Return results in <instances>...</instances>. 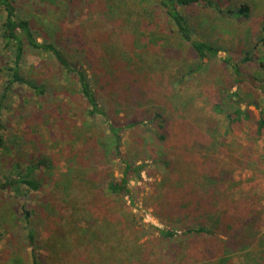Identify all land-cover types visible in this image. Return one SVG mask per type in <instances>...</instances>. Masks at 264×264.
I'll use <instances>...</instances> for the list:
<instances>
[{
	"label": "trees",
	"instance_id": "1",
	"mask_svg": "<svg viewBox=\"0 0 264 264\" xmlns=\"http://www.w3.org/2000/svg\"><path fill=\"white\" fill-rule=\"evenodd\" d=\"M34 1L32 2L35 4L38 2L50 6L59 0ZM124 1L128 6L121 11L123 14L118 20L121 33H124L122 29L130 31L126 34L129 37L131 34L133 38H130L134 41L148 38L146 45L152 42L147 46L149 50L157 45L158 40L154 41L153 37L161 33H168L164 37H168L172 42L185 43L193 56L187 74L200 73L208 69L210 59L217 56L222 48L198 38L195 33L196 27L192 26L181 8H190L196 4L208 7L219 15L225 13L226 16L228 13L235 19L246 20L250 17L249 4L244 1L234 9H227V12L222 10L220 0ZM0 8L3 11L0 38L4 41V48L13 56L12 65L6 66L9 78L5 80L1 90L0 111L7 91L15 83L26 84L36 96L49 92L47 82L24 77L20 72V63L24 59L25 51L29 50L36 54L52 56L62 77L74 80L75 89L86 103L84 110L86 118L103 119L104 123L102 128L97 126L88 131L83 140H78L79 144L76 146L78 149H74L77 157L86 155V158L92 161L95 167L93 170L97 169L98 165H102L103 168L93 175L85 169L84 160H74L76 164L69 162L65 175L52 177L53 184L57 186L49 190L52 202H43L42 199L33 206L21 207L19 218L23 223L24 243L30 250L28 264H73L74 259H80V264H113L117 260L114 250L117 244L123 243L136 249L143 237L149 239L159 237L170 241L177 233H182L180 235L218 238L215 237L216 231L233 228L232 222L238 228L245 225L252 227L250 221L252 207L247 205L243 210V207L240 208L243 204L241 203L239 206L241 211L236 216L228 214L229 208L236 200L226 197L223 185L226 180L225 174L229 173L227 166L232 163L244 165L250 155L240 152L230 157V162H227L229 158L226 157L223 160L224 166L218 165L221 158L220 151H216L225 142L217 137L216 124L211 121V115L203 113L189 101L191 95L185 97L178 108L166 107L163 104L146 108L143 103L148 92L142 85L148 71L134 61V58H137L136 54L140 55L141 52H133V47L129 49V54L119 51V48H108L110 45L107 42L113 31L94 29L93 25L98 22L90 21V24H86L85 20L82 23L85 37H89L88 31L93 30V36L101 43L102 60L97 52L95 65L96 69L104 67L105 72L97 74L92 69L89 71V68L93 67V62L86 58V54L91 52L90 49L80 54L81 59L76 61L59 40L56 41L50 34L37 30L30 15H22L21 5L16 4V0H0ZM242 37L236 36L239 47L242 49L243 46L244 49L239 60L231 62V55L222 59L231 67L234 74L233 76L231 74L230 87L221 88L219 99L211 106L216 115L224 116L226 122L224 132L227 135L232 126L241 125L243 121L253 120L258 132L264 129L263 115L258 119L251 117L252 111L248 106L256 105L255 102L245 101L239 94L245 81L242 77L248 75L247 70L241 75L240 63H254L258 70H264V53L260 55L257 53L259 44L264 45V26L260 27L254 43L252 40L247 42ZM147 54L148 52L143 54L144 58L148 57ZM130 61L135 63L134 67L127 68ZM178 62L180 61L174 62L172 68ZM156 64H150V67ZM180 66L178 64V67ZM183 78L184 74L179 75L177 79L175 75L172 76L171 94L178 91L172 98V103L180 101L177 84H180ZM256 80L259 84L264 83L262 78L257 77ZM261 88L264 91V87ZM116 90L120 92L117 93ZM104 94L113 97L115 95L116 102L127 104L121 109L122 115L113 111L116 105L108 104ZM242 103L245 104L244 108L241 106ZM135 104L142 106V109L138 110L137 107L135 109L133 106ZM174 112L177 113L179 121L174 119ZM127 131L133 133L136 146L134 148L129 146L127 151L122 152L123 133ZM172 139L179 152L170 150L167 152V149L162 152L161 147H165ZM229 144L237 148L242 147L241 143L234 140H230ZM199 146L201 147L197 149ZM193 154L197 157L194 158ZM147 156H154L152 162L159 166L158 169L161 168L159 171L156 170L158 172H149L162 186L161 190L155 191L152 210L166 227L143 222L128 207L127 200L133 202L135 194L131 181L142 179L141 171L146 165ZM114 160L117 161L108 166V162L112 163ZM114 165L119 169L118 176L112 171ZM14 172V175L4 176L5 180L0 184V188L10 187L14 195L24 194L21 190L24 185L28 187V192L41 191L43 184L36 178L32 164H28L25 171ZM37 228H41V232L45 233L43 251L38 250L40 245ZM235 229L231 233H236ZM222 233L227 235L226 231ZM219 240L222 241V238ZM237 243L238 247L240 244ZM202 246L205 247V244ZM235 250L233 246H222L217 257H225ZM240 255L244 258L251 255V252H243ZM256 260L260 261L259 264H264V251L258 254Z\"/></svg>",
	"mask_w": 264,
	"mask_h": 264
},
{
	"label": "rangeland",
	"instance_id": "2",
	"mask_svg": "<svg viewBox=\"0 0 264 264\" xmlns=\"http://www.w3.org/2000/svg\"><path fill=\"white\" fill-rule=\"evenodd\" d=\"M32 1L16 0V4L21 5L22 15H30L37 30L50 34L56 41L59 40L63 48L73 55L72 59L80 60V54L90 49L91 52L86 54V58L93 62V67L89 68V71L92 69L97 74H101L105 72V68L99 65L102 68L96 69L97 52L101 60L103 55L101 43L93 36V30L88 31L89 37H85L82 32L84 26L82 23L85 20H87L86 24H90V21L98 22L93 25L94 29L113 31L107 42L110 45L108 48H119V51L129 54V49L133 47V52H141L140 55L136 54L137 58H134V61L148 71L145 83L142 85V88H146L145 91L148 92L146 101L143 103L146 108L162 104L166 107L178 108L184 98L191 95L188 98L189 101L203 113L211 115V121L216 124L217 137L225 142L216 151H220L219 166H224L223 160L226 157L229 158L227 162H230V157H234L237 153L250 155L244 165L232 163L227 166L229 173L225 174L226 180L223 185L226 197L236 200L229 208L228 214L236 216L241 211L240 208L243 207L244 210L247 205L252 207L250 217L252 227L245 225L238 228L232 222L233 228L216 231L215 237L218 238L180 235L182 233H177L170 241L159 237L150 239L143 237L136 249L127 247L123 243L117 244L114 247L117 260L113 264H259L260 261L256 258L264 251V129L258 132L253 120L243 121L241 125L232 126L227 135L224 132L226 128L224 116L216 115L211 110V106L219 99L218 94L221 88L230 87V81L234 75L231 67L222 59L231 55V62L235 59L239 60L244 50L243 46H241L242 49L239 47L236 36L241 35L247 42L252 40L251 42L254 43L260 27L264 26V0H220L222 10L226 12L227 9H234L241 1L248 2L250 17L246 20L235 19L228 13L226 16H224L225 13L219 15L208 7L196 4L190 8H181L193 24L192 26L196 27L195 33L198 38L222 48L217 56L210 59L208 69L192 74H187L189 62L193 58L189 52L191 50L185 43L179 44L176 41L172 42L168 37L165 38L164 35L168 33L153 37L154 41H158L152 50L147 47L152 42L146 45L148 38L134 41L130 38L131 34L130 37L126 34L130 31L122 29L124 33H121L118 20L123 14L121 11L128 6L124 0H59L50 6L38 2L35 4ZM2 18L3 11L0 8V21ZM102 21L104 23H101ZM136 35L135 30L134 37ZM127 37L129 39H126ZM104 42L105 38H103ZM146 52L148 57L144 58L143 54ZM257 53L259 55L264 53L263 44H259ZM176 61L180 62L172 68ZM12 62L13 56L4 48V41L0 38V94L5 80L9 78L6 74V66L12 65ZM154 63H157L156 66L150 67V64ZM129 64L127 68L134 67L135 63L130 61ZM178 64L181 66L178 67ZM254 65V63L239 64L241 75L244 70L248 72L247 76L242 77L245 81L239 94L245 101L255 102L256 105H249L248 108L252 111L251 117L258 119L260 115L264 116V91L261 88L264 87V83L259 84L256 78L264 80V70L259 69V71ZM20 72L24 77L47 82L49 92L36 96L26 84L19 83H15L7 91V97L0 111V135L2 136L0 184L4 182V176L14 175L16 170L25 171L28 164H32L36 178L43 187L41 191L35 193L32 190L28 192V187L24 185L21 187L24 194L20 195H14L10 187L0 188V264H28L30 250L24 243L23 223L19 218L21 207L33 206L42 199L43 202H52L53 198L49 190L56 186L53 184L52 177L65 175L69 162L76 164L74 160H84L85 169L93 175L103 168L102 165H98V168L93 170L95 167L92 161L87 159L86 155L81 156L84 159L77 157L74 151L75 148L78 149L76 147L79 144L78 140H83V136L85 137L88 131L97 126L102 128L104 125L103 119L88 120L86 118L84 113L86 103L75 89L74 80L62 77L52 56L44 53L36 54L29 50L25 51L24 59L20 63ZM181 74H184V78L180 84H177L180 90V101L172 103V98L178 91L171 94L170 81L172 76L175 75L177 79ZM118 91L116 90L117 93ZM104 97L108 104L116 105L113 108L114 112L123 114L121 109L127 104L116 102L115 95L113 97L104 94ZM133 106L135 109L136 107L138 110L142 109L139 104ZM241 106L244 108L245 104L242 103ZM129 110L133 109L129 108ZM176 116L177 113L174 112V119L179 121V117ZM123 135L124 144L121 150L125 152L129 146L134 148L136 144L133 133L127 131ZM230 140L238 141L242 147L237 148L229 144ZM174 144L172 139L165 147H161L162 152L166 149L167 152L169 150L179 152V148L176 150ZM158 151L160 152L159 149ZM193 155L194 158L197 157ZM153 158L154 156L145 158L146 165L141 171L142 179L131 181L135 194L133 202L129 199L127 202L129 209L135 212L143 222L166 227L152 210L156 197L155 191L162 189L153 174H149V172L161 170L156 163L152 162ZM116 161L108 162V166ZM112 171L114 175H119V169L115 165L112 166ZM156 201H158L157 198ZM241 203L243 204L239 208ZM171 228L179 229L175 226ZM234 229L236 233H231ZM36 230L40 245L38 250L43 251L45 233L41 232V228ZM224 231L227 235L222 233ZM219 238H222V241ZM237 242L240 244L238 247ZM203 243L205 247L202 246ZM227 245L235 247L236 250L225 257H217L221 247ZM247 251H250L251 255L243 258L240 254ZM73 264H80V259H74Z\"/></svg>",
	"mask_w": 264,
	"mask_h": 264
},
{
	"label": "built area",
	"instance_id": "3",
	"mask_svg": "<svg viewBox=\"0 0 264 264\" xmlns=\"http://www.w3.org/2000/svg\"><path fill=\"white\" fill-rule=\"evenodd\" d=\"M263 189H264V180H263Z\"/></svg>",
	"mask_w": 264,
	"mask_h": 264
}]
</instances>
